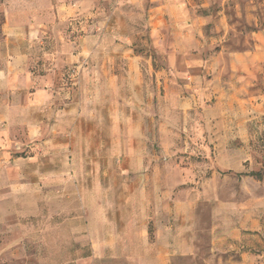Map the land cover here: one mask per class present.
<instances>
[{"label": "crops", "instance_id": "0c3cea01", "mask_svg": "<svg viewBox=\"0 0 264 264\" xmlns=\"http://www.w3.org/2000/svg\"><path fill=\"white\" fill-rule=\"evenodd\" d=\"M216 1L0 0V259L27 261L30 220L59 215L62 194L85 264H188L205 241L264 240L248 127L264 115V26L238 47ZM195 109L228 120H186ZM222 172L243 202L215 197Z\"/></svg>", "mask_w": 264, "mask_h": 264}, {"label": "rangeland", "instance_id": "374dc122", "mask_svg": "<svg viewBox=\"0 0 264 264\" xmlns=\"http://www.w3.org/2000/svg\"><path fill=\"white\" fill-rule=\"evenodd\" d=\"M249 6L253 8L252 12L254 14V18H252V26L248 23L250 18L245 16L246 10ZM213 7L224 8L229 12L227 14L232 16V18H230V23L235 25L236 32L228 35L227 38L231 37L234 39L238 47L242 46L245 39L250 36V30H256L255 25L257 27L264 26V4L262 3V0H229L223 4H220V1H216ZM235 9L239 13L237 16H234ZM142 26L143 23L141 27ZM140 37L141 43L139 45L142 46L140 52L143 54L147 53V55L150 54L156 59V61H160L155 56L153 50L150 49L148 45L146 46V44L149 43L148 34L143 32ZM219 52L220 48L218 47L206 50L207 56L209 54H218ZM186 120L195 122H222L223 120H228V115H220V113L218 114V111H214L213 109H195L190 111ZM248 127L250 134L252 135V150L254 154L252 162V175L254 178L262 179L264 178V115L253 114L249 119ZM223 132V129L202 130L203 138L205 139H208L209 136H211V138L216 137L219 133ZM210 164L212 163L209 161L205 162V165ZM206 171L207 173L210 172L209 169ZM206 176H208V174ZM234 179V176H229L228 172H222L220 177L221 191L215 195V197H218L221 201L235 200L237 202H243L244 194L240 192L238 189L239 183L235 182ZM236 186L238 191L235 195L226 193L228 189H231L233 192ZM252 187L255 192H260L257 183H253ZM256 194L261 196V193ZM72 196L74 195H61L62 208L59 211V215L54 214L53 217L51 210H45L44 217L39 218L38 226L36 225V219L30 220L31 223L35 224L34 228H38L39 232L37 235L38 241H35L34 243L30 242L29 244L30 256L27 261L26 259H21L19 256H15L0 259V264H25V262L27 264H76L77 260H79L78 264H85L83 259L86 253L84 243L70 241V238L72 237V219H74L78 214V211L66 208L67 206L72 205ZM33 233L30 231V237L35 236ZM51 237L55 239V242L47 241V239H50ZM230 244V246L223 247L221 249H212L209 242L205 241L201 244V247L197 249L196 256L189 259L188 264H245L246 260L244 259V255L246 253L252 255L254 262L258 264L264 262V240L260 241L257 238H254L253 242L236 240ZM56 245L59 248H56ZM51 247H54L53 251H49V248ZM74 247H76L77 250L80 249L81 258H76L74 256Z\"/></svg>", "mask_w": 264, "mask_h": 264}]
</instances>
